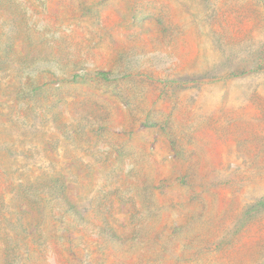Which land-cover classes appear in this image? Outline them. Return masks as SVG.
Instances as JSON below:
<instances>
[{
  "label": "rangeland",
  "instance_id": "1",
  "mask_svg": "<svg viewBox=\"0 0 264 264\" xmlns=\"http://www.w3.org/2000/svg\"><path fill=\"white\" fill-rule=\"evenodd\" d=\"M0 264H264V0H0Z\"/></svg>",
  "mask_w": 264,
  "mask_h": 264
}]
</instances>
